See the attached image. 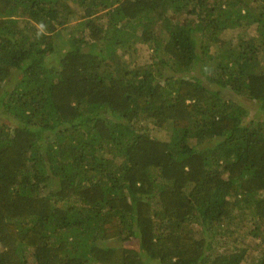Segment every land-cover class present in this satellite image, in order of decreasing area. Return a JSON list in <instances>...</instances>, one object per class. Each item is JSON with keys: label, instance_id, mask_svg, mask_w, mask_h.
<instances>
[{"label": "trees", "instance_id": "obj_1", "mask_svg": "<svg viewBox=\"0 0 264 264\" xmlns=\"http://www.w3.org/2000/svg\"><path fill=\"white\" fill-rule=\"evenodd\" d=\"M0 264H264V0H0Z\"/></svg>", "mask_w": 264, "mask_h": 264}, {"label": "rangeland", "instance_id": "obj_2", "mask_svg": "<svg viewBox=\"0 0 264 264\" xmlns=\"http://www.w3.org/2000/svg\"><path fill=\"white\" fill-rule=\"evenodd\" d=\"M246 32H247L249 35H252V34L255 33L254 29H252V28H250V29H246ZM147 50H148V49H147V47H146L145 45H139V46L137 47V50H136V57H137V59H138L139 62H140V61H144L146 58L149 57V52H148ZM238 100H239L240 102H242L244 105H246V106L249 108L250 113H249V116H248L247 119H251V118L256 119V118H260V117H261L262 112H260V111H259V112H256V111L254 110V106H253L252 102H250V101H248V100H246V99H244V98H238ZM129 244H131V243H127V246H128Z\"/></svg>", "mask_w": 264, "mask_h": 264}]
</instances>
